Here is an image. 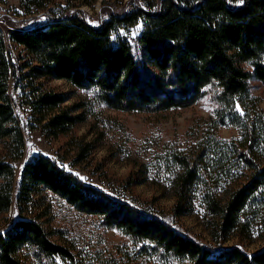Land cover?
Here are the masks:
<instances>
[{"label":"trees","instance_id":"trees-1","mask_svg":"<svg viewBox=\"0 0 264 264\" xmlns=\"http://www.w3.org/2000/svg\"><path fill=\"white\" fill-rule=\"evenodd\" d=\"M22 2L30 11L46 7L42 0ZM139 24L135 43L129 32L121 33ZM8 40L22 45L29 59L13 62ZM57 78L129 111L186 107L216 89V125H234L239 136L212 135L198 152L179 158L174 208L181 215L195 198L202 201L213 218L211 245L165 214L142 211L88 185L51 157L28 161L18 180L14 162L23 157L25 131L13 86L26 91L24 101L48 136L67 134L85 119L66 105L68 94L45 88ZM253 78L264 82V0H145V6L113 13L99 26L77 14L31 29L5 31L0 24V141L6 146L0 157V215L14 203L27 214L0 230V264H147L154 255L176 264H264V246L218 247L253 228L264 235V110L252 93ZM198 189L202 193L194 196ZM42 190L99 215L137 248L123 244L82 258L74 245L55 240L39 216L32 217Z\"/></svg>","mask_w":264,"mask_h":264},{"label":"rangeland","instance_id":"rangeland-1","mask_svg":"<svg viewBox=\"0 0 264 264\" xmlns=\"http://www.w3.org/2000/svg\"><path fill=\"white\" fill-rule=\"evenodd\" d=\"M40 1V0H38ZM46 7L30 11L22 0H0V24L8 29H31L46 25L53 18L77 14L92 25L99 26L113 13L120 14L145 0H42ZM139 24L131 30L122 29L135 43L142 32ZM8 34V33H7ZM13 62L22 64L29 59L24 47L8 40ZM251 90L264 110V82L253 78ZM45 88L66 93V102L73 114L84 115L71 132L58 137L48 136L36 122L32 109L24 101L21 86H13L11 94L20 125L25 131L24 154L15 161L17 178L21 179L25 164L39 155L51 157L84 182L101 191L137 206L142 211L165 214L178 228L193 235L205 245H211L213 218L202 201L195 198L186 213L176 215V174L181 170L179 158L200 150L202 141L215 135L224 139L239 136L236 126L216 125L219 103L216 89L210 88L195 103L163 111L122 110L100 100L97 92L71 84L66 79H51ZM86 146L84 150L83 147ZM6 154L0 141V157ZM78 174V175H77ZM194 196L202 190H194ZM41 202L33 208L32 217L39 216L53 238L72 244L84 256L97 249L116 250L123 244L136 247L132 238L120 229L106 225L96 214L83 212L50 190H42ZM16 203L9 212L0 215V230L9 223L26 217ZM55 234V235H54ZM239 245L249 251L264 246V235L253 228L251 232L236 233L218 247ZM89 258V257H88ZM67 264V263H65ZM147 264H176L171 259L152 256Z\"/></svg>","mask_w":264,"mask_h":264},{"label":"snow or ice","instance_id":"snow-or-ice-1","mask_svg":"<svg viewBox=\"0 0 264 264\" xmlns=\"http://www.w3.org/2000/svg\"><path fill=\"white\" fill-rule=\"evenodd\" d=\"M241 2H242V0H241ZM78 175V174H77ZM81 179H83V177H81Z\"/></svg>","mask_w":264,"mask_h":264}]
</instances>
